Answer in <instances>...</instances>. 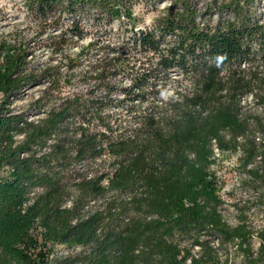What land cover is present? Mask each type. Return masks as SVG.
Instances as JSON below:
<instances>
[{
	"label": "trees",
	"instance_id": "1",
	"mask_svg": "<svg viewBox=\"0 0 264 264\" xmlns=\"http://www.w3.org/2000/svg\"><path fill=\"white\" fill-rule=\"evenodd\" d=\"M21 1L44 31H60L61 45L84 40L86 24L119 30L70 61L89 62L85 74L102 92L62 97L36 121L10 105L49 83L52 70L31 66V41H0V264H264V229L224 220L214 170L215 149L240 153L244 169L259 156L248 141L264 128V24L253 20L254 0L223 1L234 18L214 24L199 21L193 0H171L146 27L138 0ZM120 76L130 85L116 99ZM249 96L261 109L252 117ZM113 103L130 106L127 119L103 112Z\"/></svg>",
	"mask_w": 264,
	"mask_h": 264
},
{
	"label": "rangeland",
	"instance_id": "2",
	"mask_svg": "<svg viewBox=\"0 0 264 264\" xmlns=\"http://www.w3.org/2000/svg\"><path fill=\"white\" fill-rule=\"evenodd\" d=\"M223 1L225 0H193V5L199 13V21L214 24L219 19H233V14L229 10H221L220 5ZM170 3L171 0H138L135 12L140 20L139 25L141 27L151 25L159 12L168 7ZM22 5L21 0H0V41L19 40L24 43L31 41L29 50L34 49L32 56L29 57L31 66L37 70L50 68L52 71L49 83L23 90L11 102L13 112L27 114L30 120L36 121L44 117L45 113L62 97L77 94L88 98L93 96V93L99 95L102 92L98 87L99 82L85 74L90 66L89 62L79 65L80 60L74 64L70 61L76 57L80 47L87 46L91 41H99L92 49L93 52L115 42L119 24L114 23L108 27L106 35L102 34L105 28L98 31L96 28L87 27L88 24H86L88 35L84 40L70 41L61 45L55 39L60 31H44L45 28L34 23ZM251 13L254 21L264 24V0H254ZM99 54L101 56L103 53L100 51ZM66 79L68 83L64 84ZM112 82L113 86H116L113 87L115 90L113 94H116L114 98L121 99L123 96L119 93L120 89L130 85V78L120 76ZM175 86L176 84L169 82L167 87L161 91L160 97L165 100L169 99ZM50 87L53 90H48ZM39 98H43V101L36 104ZM243 105L249 117L261 113V109L255 106L251 96L244 99ZM128 107L130 106H116L113 103L111 106H102V109L113 119L124 120L128 117L126 112ZM138 107L144 106H136V109ZM260 123L264 126V119ZM248 141L253 142L259 152L253 165L244 169L240 162V153L221 154L215 149L217 160L214 170L223 201L220 209L224 220L232 226L244 222L249 229L257 232L264 229V128L262 133L256 135L254 141L252 136ZM252 168L258 169L256 176L248 173V170ZM251 247L254 252L259 247V241L255 237L251 240ZM60 252L65 254L68 250L61 249ZM238 261L237 258L234 259L235 264Z\"/></svg>",
	"mask_w": 264,
	"mask_h": 264
}]
</instances>
